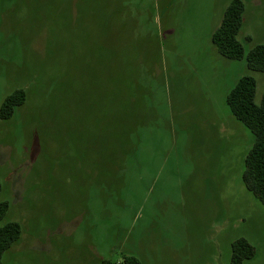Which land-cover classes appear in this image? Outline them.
<instances>
[{
  "label": "rangeland",
  "instance_id": "1",
  "mask_svg": "<svg viewBox=\"0 0 264 264\" xmlns=\"http://www.w3.org/2000/svg\"><path fill=\"white\" fill-rule=\"evenodd\" d=\"M231 0H0V201L21 225L1 264H264V205L243 182L244 75L212 34ZM238 39L264 44V0Z\"/></svg>",
  "mask_w": 264,
  "mask_h": 264
},
{
  "label": "trees",
  "instance_id": "2",
  "mask_svg": "<svg viewBox=\"0 0 264 264\" xmlns=\"http://www.w3.org/2000/svg\"><path fill=\"white\" fill-rule=\"evenodd\" d=\"M245 2L231 0L224 10L221 24L212 34V41L218 52L235 60H245L247 66L254 71H264V44H256L246 51L244 44L238 39L243 25ZM256 79L252 75H244L236 82L227 94V104L233 115L242 121L253 133L254 141L249 150L243 171V182L248 190L264 205V93L260 103L255 101ZM26 99V91L18 89L6 96L1 108L0 118L13 116L17 106ZM1 191V184H0ZM8 202L0 201V264L4 253L21 235V225L17 221L4 222L8 211ZM255 247L244 237L232 243L230 264H244V261L255 255ZM100 264H142L134 255H125L121 261L107 259Z\"/></svg>",
  "mask_w": 264,
  "mask_h": 264
}]
</instances>
